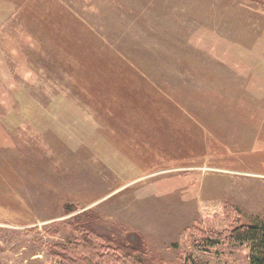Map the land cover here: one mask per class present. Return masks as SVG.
Listing matches in <instances>:
<instances>
[{"label": "rangeland", "instance_id": "374dc122", "mask_svg": "<svg viewBox=\"0 0 264 264\" xmlns=\"http://www.w3.org/2000/svg\"><path fill=\"white\" fill-rule=\"evenodd\" d=\"M261 222L264 0H0V264H250Z\"/></svg>", "mask_w": 264, "mask_h": 264}, {"label": "trees", "instance_id": "16d2710c", "mask_svg": "<svg viewBox=\"0 0 264 264\" xmlns=\"http://www.w3.org/2000/svg\"><path fill=\"white\" fill-rule=\"evenodd\" d=\"M93 223L95 224L94 216H89L86 221L81 223V228L84 231V233L86 234V236L83 237L84 243L79 245V248L80 247L81 248L87 247V248H89L88 251L90 253L94 249V248H92V246H93L92 242L94 241L93 239L96 236L101 234L96 230ZM104 234L105 233H103V235ZM104 237L106 239L109 238V242H111L113 240L107 234H105ZM230 239H232L233 241H235L239 244H246L247 243L249 245V247H250V264H264V222H261L258 224L243 225V226L237 227L236 229H234L231 232ZM114 244H116V243L114 242ZM58 247L65 249L63 246H58ZM119 247H123L125 249V246L119 245ZM128 249L129 248H127V250ZM95 252L96 251H94L93 254ZM68 259L70 260L69 262H73V260L70 258H67L66 260H68ZM86 261H87V264H105L103 262H101V263L95 262L94 263L90 259L86 260Z\"/></svg>", "mask_w": 264, "mask_h": 264}, {"label": "crops", "instance_id": "0c3cea01", "mask_svg": "<svg viewBox=\"0 0 264 264\" xmlns=\"http://www.w3.org/2000/svg\"><path fill=\"white\" fill-rule=\"evenodd\" d=\"M106 80H109V77H107V78H105ZM110 80H112V81H116V79L115 78H113V77H110ZM143 80H145L144 78H143ZM117 82H119V81H117ZM147 83H148V79H147ZM150 84V83H149ZM165 99V98H164ZM170 104H169V106H172V108L167 112L168 113V115H175V116H177L178 118H180L181 119V122H182V125L183 126H181L180 125V127H181V130H183V132H185L186 134H183V135H181V137H183V138H188V141L190 140V139H193V138H198V136H200V132H199V124H198V122L195 120V119H193V117L189 114V113H187L185 110H184V107H183V105L182 104H180L178 101H173L172 99H166ZM172 109H174L173 111H171ZM162 114H164V115H162ZM160 113V116L162 117H164V118H169V116L167 115V114H165V113ZM167 116V117H166ZM181 134H182V132H181ZM203 139V138H202ZM204 140V139H203ZM204 142H205V140H204ZM130 146V145H129ZM155 151V150H154ZM152 153H153V151H152ZM157 155H159L160 156V159H163V160H165V158H164V155L163 154H161V153H158ZM183 155H181V156H178L179 157V160H182L181 159V157H182ZM173 158H175L176 159V156H174ZM175 160H173L172 159V162H174ZM181 164H182V162H180L179 164H178V166L177 167H179V166H181Z\"/></svg>", "mask_w": 264, "mask_h": 264}]
</instances>
